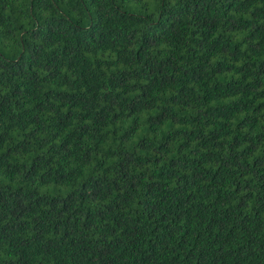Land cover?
I'll list each match as a JSON object with an SVG mask.
<instances>
[{"label": "trees", "instance_id": "obj_1", "mask_svg": "<svg viewBox=\"0 0 264 264\" xmlns=\"http://www.w3.org/2000/svg\"><path fill=\"white\" fill-rule=\"evenodd\" d=\"M0 264H264V0H0Z\"/></svg>", "mask_w": 264, "mask_h": 264}]
</instances>
